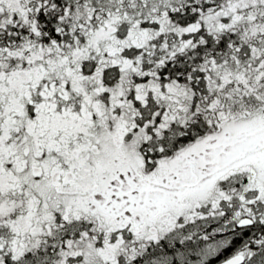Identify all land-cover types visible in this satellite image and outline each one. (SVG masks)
I'll return each instance as SVG.
<instances>
[{
	"label": "snow or ice",
	"instance_id": "6c2138e0",
	"mask_svg": "<svg viewBox=\"0 0 264 264\" xmlns=\"http://www.w3.org/2000/svg\"><path fill=\"white\" fill-rule=\"evenodd\" d=\"M0 264H264V0H0Z\"/></svg>",
	"mask_w": 264,
	"mask_h": 264
}]
</instances>
